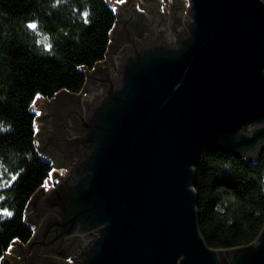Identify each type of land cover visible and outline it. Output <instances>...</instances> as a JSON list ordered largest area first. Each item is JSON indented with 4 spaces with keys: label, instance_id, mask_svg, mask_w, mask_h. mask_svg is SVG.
<instances>
[{
    "label": "water",
    "instance_id": "water-1",
    "mask_svg": "<svg viewBox=\"0 0 264 264\" xmlns=\"http://www.w3.org/2000/svg\"><path fill=\"white\" fill-rule=\"evenodd\" d=\"M110 1L129 9L135 3L153 30L122 56L112 54V76L98 73L99 63L87 72L83 93H58L80 108L70 112L74 122L66 117L67 124L80 120L71 139L80 150L55 156L52 178L59 182L49 180L28 207L31 213L38 206L39 222L5 264H38L42 256L45 264H264V226L249 244L208 245L195 189L206 146L248 160L264 150V1L164 0L159 23L140 3L156 13L162 0ZM48 103L38 95L33 108L41 109L39 140L52 158L56 149H45L42 137L53 124L47 114L39 118ZM59 131L55 126L62 148ZM70 131L69 138L76 135ZM80 234L87 235L81 244L62 252Z\"/></svg>",
    "mask_w": 264,
    "mask_h": 264
},
{
    "label": "trees",
    "instance_id": "trees-1",
    "mask_svg": "<svg viewBox=\"0 0 264 264\" xmlns=\"http://www.w3.org/2000/svg\"><path fill=\"white\" fill-rule=\"evenodd\" d=\"M116 7L110 0H0V264L14 244L31 240L38 206L28 207L56 167L40 144L37 96L83 93L87 72L107 58ZM196 171L208 245L253 242L264 226V150L248 160L206 146Z\"/></svg>",
    "mask_w": 264,
    "mask_h": 264
},
{
    "label": "flooded vegetation",
    "instance_id": "flooded-vegetation-1",
    "mask_svg": "<svg viewBox=\"0 0 264 264\" xmlns=\"http://www.w3.org/2000/svg\"><path fill=\"white\" fill-rule=\"evenodd\" d=\"M140 4H142L141 6L143 9H145L146 11L151 13V16L154 17L153 18L154 22L159 23V22L165 21L166 16L161 14L162 11L160 10V6H162L161 5L162 2L159 3V1H158V4L156 5V8H155L156 13L154 12L153 7H151L149 4H147V5H143V3H140ZM134 8H136L135 3L132 4L130 9L124 5H121L119 7L118 13L120 14V20H119V24L115 30L114 40L112 42L111 53L108 56V58H106V60L104 62L100 63V65L97 66V69H96V71L98 73H100L102 76L103 75L112 76V74L114 73V70L115 69L117 70V67H116L117 63L115 64V60L112 59V57L114 58V55H112V54L117 53L118 57L122 56L124 51L127 50V48H128L127 46L132 41H135L136 39L139 40L140 37L149 35L151 33V31L153 30V28L151 26L152 22H150L148 19H145V17L143 18L142 13H137V11H135L136 9H134ZM145 10H138V11H145ZM147 24L149 25V27L148 26L146 27ZM87 88H90V86ZM48 102L49 103L45 107H43V111H44L43 117H42V115H39V118L44 119V117L49 116V123L53 124V127L51 128L52 130L50 131L51 135H49L48 132H46L44 134V137H42V140H43L42 143H43V146L45 147V149L47 148V145H48V148H50V145H52L56 149V150H54V154L52 155L53 157L57 156L58 160H65V156L63 155V152H61L62 149L65 151H68L69 153L71 152L74 155H77L79 153V150H80L77 148V142L72 143L73 141H71L72 138L77 136V132L82 127L80 122H79L80 120L77 122L76 125L66 123L67 119H68L66 117L69 116L70 114H73L70 112H74L75 114L76 113L80 114V108L76 103L72 104L71 102H69L66 99L65 96L58 95V94L55 97H53V99L49 100ZM57 111L62 117L60 116L61 118L59 117L58 120H56V121H51L53 114ZM45 114H47V116H45ZM74 117H76V116H74ZM69 120L73 121L74 118L69 116ZM57 125L61 126V131H59L60 132L59 134L64 135V138L62 139L64 141H61L62 142V144H61L62 148L58 147L59 143L56 142L57 136H54V134H56L55 126H57ZM74 126H75V128H74ZM70 129L73 130L76 135H72V137L69 138L67 132L70 131ZM50 151L52 153L53 149L52 150L50 149ZM56 165L58 166L57 162H56ZM85 236H87V235L80 234V236H77L74 238L70 237V239L67 240L62 252H64V253L70 252L71 253L75 247H77L78 245L81 244V241ZM42 258H44V259H42V260L40 259V261H38V264H40L43 260H44L43 264L46 263L45 261L47 260V258L45 256H42Z\"/></svg>",
    "mask_w": 264,
    "mask_h": 264
},
{
    "label": "rangeland",
    "instance_id": "rangeland-1",
    "mask_svg": "<svg viewBox=\"0 0 264 264\" xmlns=\"http://www.w3.org/2000/svg\"><path fill=\"white\" fill-rule=\"evenodd\" d=\"M114 1H116V2H121V1H118V0H114ZM165 3H166V1L162 0L161 11H164L163 6H165ZM188 4H189V0H187V5H188ZM115 6H117V5H115ZM137 8H138L139 10H141V8H140L138 2H137ZM37 111L39 112V114L41 113V109H38ZM37 129H38V127H37ZM54 170H55V168H54ZM52 172H53V171H52ZM50 180L52 181V186H53V187H55V186L57 185V183L59 182V179H58V178H56V179H53V178H52V173H51V176H50ZM56 182H57V183H56ZM49 186H51V184H49V183L47 182L46 185H45L44 187H45V189H48ZM74 256H77V254H74ZM71 257H72V255H69L68 257H65V259H66V260H69V261H74V259L71 258ZM72 263H73V264H77L76 262H72Z\"/></svg>",
    "mask_w": 264,
    "mask_h": 264
},
{
    "label": "snow or ice",
    "instance_id": "snow-or-ice-1",
    "mask_svg": "<svg viewBox=\"0 0 264 264\" xmlns=\"http://www.w3.org/2000/svg\"><path fill=\"white\" fill-rule=\"evenodd\" d=\"M28 27H29V28H35L36 25H35V24H30V25H28Z\"/></svg>",
    "mask_w": 264,
    "mask_h": 264
}]
</instances>
